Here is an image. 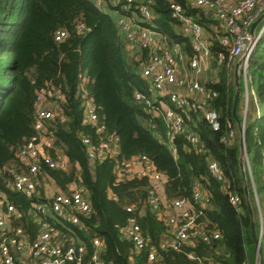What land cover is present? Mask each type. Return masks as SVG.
I'll list each match as a JSON object with an SVG mask.
<instances>
[{
    "label": "trees",
    "instance_id": "obj_1",
    "mask_svg": "<svg viewBox=\"0 0 264 264\" xmlns=\"http://www.w3.org/2000/svg\"><path fill=\"white\" fill-rule=\"evenodd\" d=\"M150 1L156 32L169 44H179L190 57V38L171 16L170 0ZM175 1L209 32L211 66L217 74L216 79L206 80L204 85L216 92L212 102L219 114V128L212 129L200 113L187 111L183 114V131L169 138L159 106L150 108L147 97L135 99L137 92L147 95L146 81L125 63L116 20L96 7L93 0H0V194L14 204L19 214L12 225L25 228L33 238L39 226L29 212L32 200L13 191L12 180L14 172L23 169L18 149L31 139L40 142L34 130L36 93L47 89L45 98L52 103L53 116L44 123L42 136L50 143L43 152L60 161V167L43 166L44 174L36 187L37 199H47L45 183L58 192L68 191L70 184L81 190L90 212L81 218L84 229L76 231L75 238L84 247L85 264L91 263L95 237L101 241L99 257L104 262L151 264L145 251L135 253L132 243L121 235L120 229L133 216L151 245L158 247L169 241L164 219L144 204L147 179L116 170L118 163L142 155L165 176L164 195L168 202L190 199L195 185L202 190L196 209L208 241L196 237L178 250L158 249L162 264H200L198 260L204 264H256L251 219L239 171L238 138L229 144L221 141L231 129L236 131V126L231 114L234 86L225 67L216 64L219 54L227 57V49L218 38L219 22L187 0ZM104 3L108 9L120 11L111 0ZM142 3L146 0H135L129 10L136 12L134 6ZM60 30L66 32V37L57 41L55 34ZM139 66L137 62L138 70ZM247 73L249 101L244 140L253 181L252 184L248 178V196L256 233L261 231L264 264V31L252 50ZM82 77L97 114L95 125L84 120L79 90ZM52 90L62 99H55ZM243 95L241 83L240 98ZM240 110L239 100L237 113L242 119ZM188 134L195 136V143L187 140ZM83 138L95 146L105 141L108 155L103 160L90 161ZM211 161L222 170L221 179L209 171ZM231 195L238 196L240 202L232 205ZM127 206L134 211L127 212Z\"/></svg>",
    "mask_w": 264,
    "mask_h": 264
},
{
    "label": "built area",
    "instance_id": "obj_2",
    "mask_svg": "<svg viewBox=\"0 0 264 264\" xmlns=\"http://www.w3.org/2000/svg\"><path fill=\"white\" fill-rule=\"evenodd\" d=\"M192 6L201 8L211 14L219 22V42L227 49V57L219 54L216 58L217 66L223 65L227 71V77L231 80V67L240 61V84L244 88V96L247 90V68L252 50L264 31V21L254 32V39L250 36V27L258 16L264 11V0H187ZM135 0H112L113 5H118L120 13L116 19L118 28L123 34L127 45L133 49H139L140 76L146 81L147 95L137 92L136 100L147 97L150 108L159 106L166 124V135L171 138L184 129V113L194 111L200 113L210 124L212 129L219 128V114L214 109L212 100L216 92L205 87L201 79L202 69L211 70V79H216L217 70L211 68L212 58L209 52V43H203L201 35L203 27L194 18L185 14L182 4L170 0L169 9L171 16L181 25V31L190 38L192 55L187 56L179 44H169L165 37L156 32L155 25L151 22L152 12L150 0L146 3L134 6L135 11H130V6ZM93 4L104 10V0H93ZM106 13V12H105ZM218 29V28H217ZM66 37L63 30L55 34L57 41ZM200 75V76H199ZM82 77L79 90L82 98L84 120L95 125L97 114L92 99L84 90ZM47 89H40L36 93L34 130L39 141L43 139L42 131L45 121L53 116L52 103L47 102L45 95ZM55 99L61 100L62 96L52 90ZM247 105V100H246ZM245 105V107H246ZM155 109V108H154ZM245 113L242 117L244 123ZM230 126V124H228ZM101 129L98 128V131ZM236 139L235 130L231 129L221 141L229 144ZM190 143H195V136L187 135ZM83 145L87 158L90 161L103 160L109 151V146L102 141L95 146L90 139L83 138ZM17 157L23 167L19 172H14L12 180L13 191L31 199L29 212L32 219L38 224L39 229L33 238L28 231L20 226H13L14 220L19 218L13 203L0 197V264H85L83 262L84 247L76 240V231L84 229L81 218L88 215L90 206L81 192L74 184L68 186V191L59 192L45 201L37 199L36 187L43 176V166L51 169L60 167V161L51 159L44 154L40 142L34 139L28 140L17 151ZM246 172L251 177V169L248 156L245 157ZM264 169V157L262 159ZM209 171L218 179L223 177V172L216 162L208 163ZM116 170L130 177L146 178L148 181L147 196L144 204L162 217L168 227L169 241L161 242L158 247L151 245L142 233L141 227L135 217L128 219L126 225L120 229L121 235L132 243L135 253L146 252L147 262L162 264L158 256V249L171 248L178 250L179 246L193 238L208 241L209 237L202 231L198 222L200 212L197 211L202 199V190L195 185L190 199H174L168 202L164 195L165 176L158 172L153 163L144 155L117 164ZM252 182V180H251ZM253 184V182H252ZM255 199L257 201L256 194ZM232 205L240 202L236 195L230 196ZM127 212H133L132 206L126 207ZM142 210L138 212L140 215ZM262 221L260 217V227ZM218 237L217 233H213ZM261 239V235H260ZM94 253L89 264H110L99 257L101 241L92 239ZM200 264H204L198 260ZM209 264H220L210 262Z\"/></svg>",
    "mask_w": 264,
    "mask_h": 264
},
{
    "label": "water",
    "instance_id": "obj_3",
    "mask_svg": "<svg viewBox=\"0 0 264 264\" xmlns=\"http://www.w3.org/2000/svg\"><path fill=\"white\" fill-rule=\"evenodd\" d=\"M264 21V11L258 16V18L252 23L250 27V36L252 37V40L254 39V32L257 29V27ZM239 64L240 61H238L234 65V72H233V85H234V95H233V101H232V117L237 129L238 133V148H239V171L240 176L243 181V189H244V195H245V203L248 210V213L250 215V232L251 237L253 239V242L256 247V257H257V264H263V258L261 254V247H260V233H256L255 225L253 221V212L251 203L248 196V178H250V175L248 172H246L245 168V157H246V148H245V140H244V123L243 119H240L237 113L240 94H241V84H240V76H239ZM251 179V178H250Z\"/></svg>",
    "mask_w": 264,
    "mask_h": 264
},
{
    "label": "crops",
    "instance_id": "obj_4",
    "mask_svg": "<svg viewBox=\"0 0 264 264\" xmlns=\"http://www.w3.org/2000/svg\"><path fill=\"white\" fill-rule=\"evenodd\" d=\"M105 12L110 16L112 17L113 19H117L118 16L120 15V13H117L116 11L114 10H111V9H107L105 10ZM121 42L125 48V63L126 65L134 72V71H138V67H137V62L139 63V58L141 57V52L139 51V49H133L131 47H129V45L126 44L124 38H123V34L121 33ZM129 47L130 51H133V52H136L134 55L133 54H130L127 51V48ZM46 141L48 143H46ZM50 143V141L45 138L41 139L40 141V144L42 145V148L45 146V144H47L46 146H48ZM249 180L251 181L252 179L249 178ZM253 182V181H252ZM49 187H54L52 185H49V184H44V192H45V195L46 197L48 198V190H49ZM48 188V189H47ZM0 197L3 198V195L0 194Z\"/></svg>",
    "mask_w": 264,
    "mask_h": 264
},
{
    "label": "rangeland",
    "instance_id": "obj_5",
    "mask_svg": "<svg viewBox=\"0 0 264 264\" xmlns=\"http://www.w3.org/2000/svg\"><path fill=\"white\" fill-rule=\"evenodd\" d=\"M112 1V0H111ZM212 29H215V27L214 26H212ZM208 39H209V32H208V30H204L203 31V33H202V35H201V40H202V42L203 43H209V41H208ZM130 47V46H129ZM129 47L127 48V51L126 52H128V53H130V54H135L136 52H133V51H130V49H129ZM213 63H211L210 62V66L212 65ZM211 68H212V66H211ZM212 70V69H211ZM211 70H210V68H208L207 70H205V69H202V71H201V79H203V80H210L211 79V76H212V74H211ZM138 72H139V70H138ZM233 72H234V67L232 66L231 67V69H230V73H231V81H232V83H233ZM199 75V76H200ZM234 86V85H233ZM234 90H235V88H234ZM240 103H241V106H242V110H240L239 112V114L240 115H244V113H246V110H247V105H248V101H249V98H248V95H247V97H246V95L244 96H242L240 99ZM246 100H247V105H246ZM245 105H246V107H245ZM246 117V116H245ZM245 119V118H244ZM235 135H236V137L238 138V133H237V129H236V131H235ZM42 137H44V136H42ZM45 138V137H44ZM46 140H47V138H45ZM46 143H48L47 141H46ZM47 144H45V146H46ZM48 189V188H47ZM49 192H48V197H51V196H53L54 194H56V193H59L57 190H56V188L55 187H49V190H48ZM256 263H257V257H256Z\"/></svg>",
    "mask_w": 264,
    "mask_h": 264
},
{
    "label": "bare ground",
    "instance_id": "obj_6",
    "mask_svg": "<svg viewBox=\"0 0 264 264\" xmlns=\"http://www.w3.org/2000/svg\"><path fill=\"white\" fill-rule=\"evenodd\" d=\"M257 264V263H256Z\"/></svg>",
    "mask_w": 264,
    "mask_h": 264
}]
</instances>
